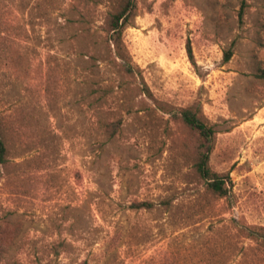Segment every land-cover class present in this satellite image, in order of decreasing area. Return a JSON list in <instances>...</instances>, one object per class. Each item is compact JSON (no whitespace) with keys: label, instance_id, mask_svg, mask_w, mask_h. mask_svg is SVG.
Listing matches in <instances>:
<instances>
[{"label":"rangeland","instance_id":"374dc122","mask_svg":"<svg viewBox=\"0 0 264 264\" xmlns=\"http://www.w3.org/2000/svg\"><path fill=\"white\" fill-rule=\"evenodd\" d=\"M124 1L0 0V264H264V0H133L114 61Z\"/></svg>","mask_w":264,"mask_h":264},{"label":"trees","instance_id":"16d2710c","mask_svg":"<svg viewBox=\"0 0 264 264\" xmlns=\"http://www.w3.org/2000/svg\"><path fill=\"white\" fill-rule=\"evenodd\" d=\"M133 0H125L116 12L110 14L106 20V43L110 53L112 52L114 61L123 60L122 34L125 28L129 26V21L133 15ZM242 18V15H240ZM189 59L193 62L191 48H187ZM231 57L228 51L225 61ZM124 72L129 76H135L134 70L129 65H120ZM146 93V92H144ZM199 108L195 105L189 106L180 112V119L186 127L192 132L196 140L197 161L194 165L196 175L206 185V191L217 199H226L229 197L232 186L228 174L214 172L209 165L210 155L213 149V139L215 132L208 126L199 115ZM6 148L0 138V164L5 161ZM159 205L169 206V201L160 202ZM155 205L152 203H135L132 207L135 210L151 209ZM237 233L245 239L257 240L264 243V227L249 228L246 226H237Z\"/></svg>","mask_w":264,"mask_h":264}]
</instances>
